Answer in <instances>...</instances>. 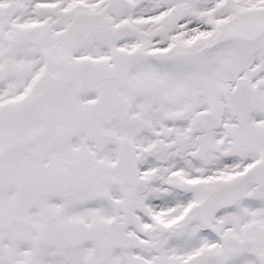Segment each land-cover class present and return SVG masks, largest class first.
<instances>
[{
    "label": "snow or ice",
    "instance_id": "obj_1",
    "mask_svg": "<svg viewBox=\"0 0 264 264\" xmlns=\"http://www.w3.org/2000/svg\"><path fill=\"white\" fill-rule=\"evenodd\" d=\"M0 264H264V0H0Z\"/></svg>",
    "mask_w": 264,
    "mask_h": 264
}]
</instances>
